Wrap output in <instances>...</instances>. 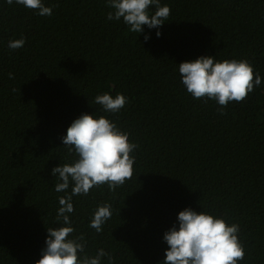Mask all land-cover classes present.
Segmentation results:
<instances>
[{"label": "trees", "instance_id": "1", "mask_svg": "<svg viewBox=\"0 0 264 264\" xmlns=\"http://www.w3.org/2000/svg\"><path fill=\"white\" fill-rule=\"evenodd\" d=\"M44 2L51 16L0 0V264H37L47 228L61 226L68 192L55 191L52 169L76 158L62 137L85 113L106 115L137 145L131 180L73 197L89 256L103 248L115 264H161L165 232L192 208L238 224L240 264H264V80L221 114L178 72L215 56L248 60L264 77V0H160L171 9L160 37L108 20L105 0ZM18 39L25 45L10 49ZM104 93L128 103L106 114L95 103ZM104 203L113 215L97 233L88 225Z\"/></svg>", "mask_w": 264, "mask_h": 264}, {"label": "clouds", "instance_id": "2", "mask_svg": "<svg viewBox=\"0 0 264 264\" xmlns=\"http://www.w3.org/2000/svg\"><path fill=\"white\" fill-rule=\"evenodd\" d=\"M112 9L108 20L121 21L129 31L142 33L144 26L159 30L168 20L171 9L161 6L160 0H105ZM8 4H18L32 9L39 16H51L53 8L44 0H7ZM155 7V12L150 9ZM145 41L151 39L145 34ZM25 39L9 41V48L16 50L25 45ZM181 84L194 99L213 100L223 109L230 102H242L259 87L264 80L259 71L254 72L248 60L219 61L215 56H201L192 61L178 65ZM95 103L101 105L106 114H115L128 103V97L117 93L97 95ZM130 133L120 130L106 115L94 116L82 114L75 119L62 143L75 159L52 169L56 183V192H68L59 197L60 207L56 220L59 227H48L41 259L37 264H115L112 256L103 248L89 256L83 235H75L72 215L74 214L73 197L88 196L94 187L107 185L109 190L131 180L134 175L137 148L130 142ZM70 189V192H69ZM112 207L108 203L99 205L92 214L89 228L97 233L103 231L104 225L111 219ZM177 224L165 232L163 240L168 245L165 259L161 264H240L245 259L246 248L239 239L240 227L225 218L186 208L179 212Z\"/></svg>", "mask_w": 264, "mask_h": 264}]
</instances>
